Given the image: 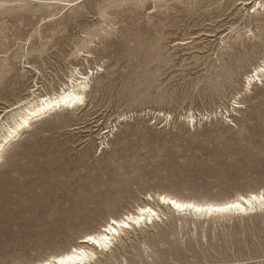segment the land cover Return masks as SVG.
Returning a JSON list of instances; mask_svg holds the SVG:
<instances>
[{
	"label": "rangeland",
	"instance_id": "1",
	"mask_svg": "<svg viewBox=\"0 0 264 264\" xmlns=\"http://www.w3.org/2000/svg\"><path fill=\"white\" fill-rule=\"evenodd\" d=\"M263 62V0H0V133L20 100L88 78L82 105L2 154L0 264L62 254L144 205L160 219L88 264H264V210L200 217L156 199L264 192V76L248 85Z\"/></svg>",
	"mask_w": 264,
	"mask_h": 264
},
{
	"label": "bare ground",
	"instance_id": "2",
	"mask_svg": "<svg viewBox=\"0 0 264 264\" xmlns=\"http://www.w3.org/2000/svg\"><path fill=\"white\" fill-rule=\"evenodd\" d=\"M242 3L246 6L248 4L247 2H242ZM256 5L259 6L260 4L256 3L255 6ZM261 75L264 76V62L260 66H258L254 70V72L248 77V85L251 86L252 83L257 81L260 82ZM75 77L72 75L68 84L65 85V87H63L62 90H60L58 93H54L52 95H46L44 97L34 96L33 98L23 102L22 100H20L21 102H19V104L16 105L14 104V106L11 107L12 109L10 111H14V110L17 111L15 116H13L12 125L2 126V131L0 133V160L7 146H9L12 142H14L21 135L22 132L29 129L32 123L56 111L64 110V109H74L84 103L86 91L88 88V82L86 80H88V78L77 79ZM79 79L82 81H79ZM262 194H264V192L250 193L247 196H239L236 197L234 200L223 203H201L191 200H181L167 194L156 195V199L158 201V204L168 206L172 211L179 214L190 213L200 217H204V216L212 217L217 215L223 216V215H231V214L249 215L256 213L258 211H262L264 210V201H261L259 199L260 195ZM253 195L257 197V199L254 201L250 200V197ZM240 197H244V200H240ZM148 200H154V199L151 195H148ZM245 201L248 202L245 203ZM231 203H240L241 209H231L225 212L215 211V209L223 208L225 205ZM177 204L180 205L190 204L193 205V207L177 208L175 206ZM197 209H203V211H197ZM158 213L149 205L139 206L134 213H128L122 218L117 219L119 223L114 227L121 234L126 229L133 228L134 226L142 227V225L144 224L147 225L148 222L153 224L155 220H158L159 216H161ZM125 217L127 218V221L123 219ZM113 219L115 218L110 219V221ZM133 221H137V223H132ZM125 222L129 224L127 228L123 227V224ZM120 234L117 236L121 237ZM109 236L111 237L112 242L111 245L107 248V250H110L114 240L117 237V236H111V233H109ZM96 238L100 244L105 243L102 239H100V235H97ZM73 248L77 249L75 253H73L72 251ZM80 248H83V251H80ZM94 250H96L94 245H84L83 243H80L78 244V246L72 247L69 251L60 254L54 259L59 260L62 256L63 264H88L93 259V255H96ZM49 259H53V257L51 256L47 260ZM47 260H43L41 262H38L37 264H46Z\"/></svg>",
	"mask_w": 264,
	"mask_h": 264
},
{
	"label": "snow or ice",
	"instance_id": "3",
	"mask_svg": "<svg viewBox=\"0 0 264 264\" xmlns=\"http://www.w3.org/2000/svg\"><path fill=\"white\" fill-rule=\"evenodd\" d=\"M78 2V0H77ZM257 197L255 195L250 197V200L254 201L256 200ZM259 199L261 201H264V194L260 195ZM240 200H244V197H240ZM248 201H245V203H247ZM177 208H192L193 205L190 204H185V205H180L177 204L175 205ZM231 209H241V204L240 203H231V204H227L225 205L223 208H218L215 209V211H220V212H225V211H229ZM197 211H203V209H197ZM125 219V221H127V218H123ZM119 221L117 219H113L110 222H108L107 224H105L102 229H97L95 233H85L83 234L82 237V241L81 238H77V242L78 244L83 243L84 245H94L95 249L99 252H103L106 251L107 248L111 245V237L109 236V233H111V236H117L119 235V231L116 230V228L114 226L118 225ZM132 223H137V221H133ZM129 226V224L127 222H125L123 224V227L127 228ZM97 235H100V239H102L105 243L104 244H100L97 240ZM73 253H75L77 251L76 248L72 249ZM80 251H83V248H80ZM59 253L53 252L51 253V256L53 257V259H49L46 261V264H63V257L61 256V258L59 260L54 259L55 257L59 256ZM93 259H95V255H93Z\"/></svg>",
	"mask_w": 264,
	"mask_h": 264
}]
</instances>
